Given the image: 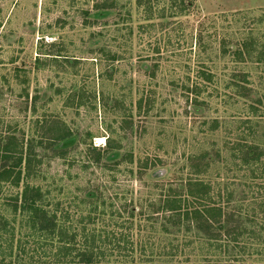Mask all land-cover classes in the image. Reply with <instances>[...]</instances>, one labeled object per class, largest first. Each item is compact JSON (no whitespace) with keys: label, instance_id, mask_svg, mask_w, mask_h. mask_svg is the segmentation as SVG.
<instances>
[{"label":"rangeland","instance_id":"374dc122","mask_svg":"<svg viewBox=\"0 0 264 264\" xmlns=\"http://www.w3.org/2000/svg\"><path fill=\"white\" fill-rule=\"evenodd\" d=\"M145 1L0 0V166L30 159L0 181V262L64 229L106 264H264V0ZM193 180L227 229L160 210ZM25 182L55 235L14 213Z\"/></svg>","mask_w":264,"mask_h":264},{"label":"trees","instance_id":"16d2710c","mask_svg":"<svg viewBox=\"0 0 264 264\" xmlns=\"http://www.w3.org/2000/svg\"><path fill=\"white\" fill-rule=\"evenodd\" d=\"M145 2L147 1L138 0V4H144ZM182 2L183 1L179 4L175 0V3L180 5L179 12L181 13L186 9V6L182 5ZM149 10L153 11L152 8H149ZM6 153H9V157L6 156L5 161H11L12 165H8L7 162L2 160V167L0 166V181H9L14 187H19L22 181V172L25 171L26 178L30 175V159L26 160L24 169L23 155L13 160L15 155L8 151ZM0 159H2V156H0ZM209 189L210 188L205 183L203 184V181L201 180L189 181L188 188L185 192L173 190V193L167 194L164 198H162L160 210L169 212L170 215L168 217V221L173 220L179 225L182 221L190 220L193 223H196L198 228L202 229L203 227V229L210 232H212V227L210 225L211 222L218 223L219 226L227 229V225L230 221H232V219L228 220V217H230L229 215L225 216L222 211L209 204L211 200ZM42 197L43 195L38 187H33L28 182H25V188L21 193V203H18L19 199L16 198L13 211L14 213H17L18 210H21V212L26 210L29 213L28 223L31 228H34L36 224H38L39 233L47 235L52 233V235H55L58 228L57 216L55 213L50 217L48 216L47 210L42 208ZM6 224L7 222L3 223V225ZM231 233L232 231L227 230L228 235ZM11 236L12 239L15 238V233L12 232ZM46 238L48 237L46 236L44 239ZM77 245L78 244L74 234H69L64 229H59L58 234L51 239L49 244H46V247H54L58 251L49 254L39 247L37 250L32 249L34 252L29 256V258L32 259L35 264H106L101 262L102 259H105L106 255L100 249V246L96 250L94 248L91 250L88 248L85 251L80 252L77 249ZM15 249L21 251L22 254L18 253L21 258L29 251L21 244L16 246ZM13 250L14 249L12 247V251ZM110 253V255H113L112 251ZM13 254L10 252L9 255L11 256ZM49 255L56 257L54 258L55 260L50 262L44 261V258L50 257ZM99 255L102 257L99 258ZM75 258L80 259L79 262H76V260H74ZM84 259H90L93 261L87 260L88 262H83ZM0 264H4V262H0Z\"/></svg>","mask_w":264,"mask_h":264},{"label":"water","instance_id":"95a60500","mask_svg":"<svg viewBox=\"0 0 264 264\" xmlns=\"http://www.w3.org/2000/svg\"><path fill=\"white\" fill-rule=\"evenodd\" d=\"M162 173H165V171H161V174H162Z\"/></svg>","mask_w":264,"mask_h":264}]
</instances>
